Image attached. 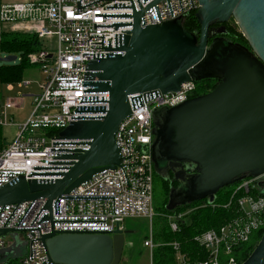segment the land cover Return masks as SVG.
Wrapping results in <instances>:
<instances>
[{
    "label": "water",
    "instance_id": "obj_1",
    "mask_svg": "<svg viewBox=\"0 0 264 264\" xmlns=\"http://www.w3.org/2000/svg\"><path fill=\"white\" fill-rule=\"evenodd\" d=\"M128 1L132 14L119 17L132 22L114 28L130 31L115 37L107 55L86 64L87 94H107V100L101 101L105 106L77 109L75 113L82 116L59 131L53 144L84 149L53 150L55 161L47 173H32L27 179L21 176L0 187V207L43 201L38 224L51 225L52 210L57 211L61 198L119 166L114 136L136 101L177 93L185 83L207 79L217 81L209 93L151 114L153 120L161 121V125L155 123L152 162L155 169L157 161L165 163L178 184L170 191L166 209L200 201L211 205L220 190L264 176V0H197L198 39L188 35L178 20L144 24V12L154 8L157 13L160 0L145 9L138 4V10ZM231 19L248 48L223 39L208 46L211 28ZM16 59L0 57V62L9 64ZM83 103L98 102L92 98ZM263 187L261 181L264 197ZM24 232L0 230V238L9 235L12 242L0 250V264L21 258L14 256V237ZM125 234L119 228L111 234L52 230L39 240L46 264H119ZM243 264H264V231Z\"/></svg>",
    "mask_w": 264,
    "mask_h": 264
},
{
    "label": "built area",
    "instance_id": "obj_2",
    "mask_svg": "<svg viewBox=\"0 0 264 264\" xmlns=\"http://www.w3.org/2000/svg\"><path fill=\"white\" fill-rule=\"evenodd\" d=\"M136 10L154 0L143 3L131 0ZM128 0H3L0 4V23L10 27L9 32L34 35L42 44L41 51L28 56V63L40 67L43 81L38 93L32 96V109L27 120L18 127L15 139L0 152V187L18 177L28 178L32 173H47L55 161L53 150L84 149L82 147H53L57 136L50 130H63L77 117V109L101 107L107 94H87L85 86L86 64L103 57L114 47V39L131 28H118L116 24H130ZM124 7V8H120ZM198 8L197 0H160L154 8L144 12L146 26L160 25L178 20L184 24ZM56 40L52 50L47 41ZM30 86L29 81L17 84ZM13 85H9L12 90ZM194 82L185 83L179 92L157 97H141L131 109V115L118 127L114 136L120 154L115 171H105L87 184L81 185L61 198L52 224H38L43 201L26 202L0 207V230L23 229L26 232L27 254L17 264H46V255L40 237L52 230L60 233L111 234L126 219L147 218L151 221L153 163L151 159V114L156 109L172 108L192 98ZM132 97H138L137 95ZM96 99L97 104H84ZM131 97H129L130 99ZM17 99H8L0 112V126L10 125L7 110L18 107ZM49 131V132H48ZM49 133V134H47ZM263 177L247 178L236 183L228 203L234 215L218 229L208 230L194 238L207 258L190 263L176 242L169 246L176 264H243L237 257L240 247L251 237L264 231V197L259 184ZM75 198L98 199L75 201ZM169 217L171 232H177L176 220ZM28 231H32L30 235ZM11 245L0 238V250ZM144 247L152 250V236ZM5 264H16L7 262Z\"/></svg>",
    "mask_w": 264,
    "mask_h": 264
},
{
    "label": "trees",
    "instance_id": "obj_3",
    "mask_svg": "<svg viewBox=\"0 0 264 264\" xmlns=\"http://www.w3.org/2000/svg\"><path fill=\"white\" fill-rule=\"evenodd\" d=\"M195 13L189 15L183 24V29L188 35L195 36L198 39L199 24L195 18ZM220 30L224 32V35L231 43L248 47L246 40L238 31V27L232 19L226 24L221 25ZM42 48L43 44L34 35L18 32H2L0 34V52L6 56H16L18 60L15 63L0 66V85H14L24 81L25 72L32 66L28 63V56L41 51ZM216 83L217 81L213 79L196 82V89L192 97L209 93L214 89ZM49 133L57 136L59 130H50ZM7 145L2 134V127L0 126V152ZM155 183L159 185L161 196V205L158 210L162 214L168 215L167 217H178L180 215L181 218L176 220L177 232H171L169 229V232L163 231L157 235L164 242L156 244V251H154L155 248L152 249V264H176L174 252L169 246L173 242L180 245L181 252L188 257L190 263L205 260L207 256L193 240L208 230L218 229L234 215L232 208H223V206L228 203L233 187L236 184L220 190L211 205L206 201H200L168 211L166 206L169 201L171 187L156 176ZM262 234L263 230L255 233L248 244L240 247L237 257H239L238 259L241 262H244L250 256L260 241ZM151 236L154 242V234L151 233ZM21 258L8 262L17 264Z\"/></svg>",
    "mask_w": 264,
    "mask_h": 264
},
{
    "label": "rangeland",
    "instance_id": "obj_4",
    "mask_svg": "<svg viewBox=\"0 0 264 264\" xmlns=\"http://www.w3.org/2000/svg\"><path fill=\"white\" fill-rule=\"evenodd\" d=\"M3 0H0L2 4ZM10 27L0 23V34L2 32H9ZM239 31V29H238ZM240 32V31H239ZM241 33V32H240ZM46 44L52 50L56 48V40L52 39L47 41ZM0 57L4 58L6 55L0 52ZM17 62V61H16ZM15 63V62H14ZM5 63L0 62V66ZM27 81L30 82V86L26 88H18L17 84L13 85L12 90H9L8 85H0V106H3L7 99H19L20 95H33L36 94L38 85L43 81V75L41 73L40 67L37 65L31 66L26 72L25 77ZM20 94V95H18ZM32 109V98L25 97L22 99V105L20 107H14L13 109L7 110V116L10 120V125L4 126L2 128V134L5 142L9 145L16 137L18 132V127L25 123L29 113ZM155 175V174H154ZM153 175V185H152V219L149 221L147 218H131L126 219L121 224L125 234V246L121 256V261L119 264H152L151 252L149 248L144 247L143 243L145 240L149 239L151 233L154 234V242L152 245L155 248L158 242H164L162 238H158L157 235L161 232H169V217L162 214L158 208L161 205V196L158 183H155V176ZM264 181V178H263ZM262 194L264 195V187L262 189ZM171 231V230H170ZM6 240L11 241V236H5ZM16 243V249L14 251V256L24 257L27 254V246L25 245V235L17 234L14 237ZM12 243V242H11ZM170 245V244H169ZM156 251V248L155 250ZM10 256H12L10 254Z\"/></svg>",
    "mask_w": 264,
    "mask_h": 264
},
{
    "label": "flooded vegetation",
    "instance_id": "obj_5",
    "mask_svg": "<svg viewBox=\"0 0 264 264\" xmlns=\"http://www.w3.org/2000/svg\"><path fill=\"white\" fill-rule=\"evenodd\" d=\"M220 28H221V25L220 26L217 25V26H214V27L211 28V34H210V39L208 40V46H210L212 41L216 40V39H223L224 43H231L230 41H228V39L224 35V32L223 31H221V32L219 31ZM231 44H233V43H231ZM246 48H248V47H246ZM192 98H194V97H192ZM161 109H164V108H161ZM161 109H156L155 112H157V111H159ZM151 119H152V117H151ZM151 122H152L151 123V133H152V144H153V142L155 140V136H154V132H155V129H156L155 128V123L161 125V121L160 120H156V119H154V120L152 119ZM156 163H157V167H158L157 169H155V166L153 164V171H154L155 176L157 178H160L162 181L166 182L171 187V190L176 189L178 187V184L173 178V172L169 168H167V169L164 168L165 167V163H162V162H159V161H157ZM124 239H125V237H124ZM124 246H125V244H124ZM123 250H124V248H123Z\"/></svg>",
    "mask_w": 264,
    "mask_h": 264
},
{
    "label": "crops",
    "instance_id": "obj_6",
    "mask_svg": "<svg viewBox=\"0 0 264 264\" xmlns=\"http://www.w3.org/2000/svg\"><path fill=\"white\" fill-rule=\"evenodd\" d=\"M17 60H18V59H16V61H17ZM16 61H15V62H16ZM24 81H27V80L24 79ZM21 82H22V81H21ZM19 83H20V82H19ZM17 84H18V83H17ZM9 85H11V84H9ZM12 85H13V84H12ZM37 89H38V88H37ZM37 93H38V91H37ZM37 93H36V94H37ZM36 94H33V95H36ZM18 95H20V94H18ZM33 95H27V96H26V95H20L19 99H17L18 102H19L18 107H20V106L22 105V99H23V98H25V97H31V98H32ZM7 100H8V99H7ZM7 100H6V101H7ZM6 101H5V102H6ZM5 102H4V104H5ZM4 104H3V105H4ZM2 107H3V106H0V112H1ZM18 107H17V108H18ZM30 113H31V112H30ZM30 113H29V115H30ZM29 115H28V116H29ZM27 118H28V117H27ZM8 119H9V118H8ZM26 120H27V119H26ZM9 121H10V120H9ZM2 128H3V127H2Z\"/></svg>",
    "mask_w": 264,
    "mask_h": 264
}]
</instances>
